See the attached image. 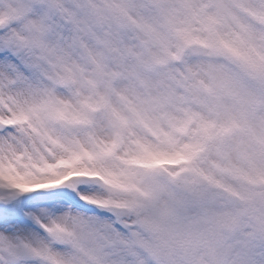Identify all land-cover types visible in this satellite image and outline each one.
Here are the masks:
<instances>
[{
  "label": "snow or ice",
  "instance_id": "obj_1",
  "mask_svg": "<svg viewBox=\"0 0 264 264\" xmlns=\"http://www.w3.org/2000/svg\"><path fill=\"white\" fill-rule=\"evenodd\" d=\"M0 264H264V0H0Z\"/></svg>",
  "mask_w": 264,
  "mask_h": 264
}]
</instances>
